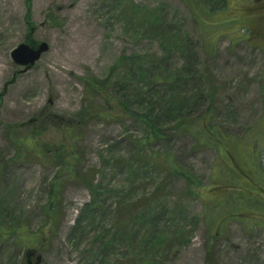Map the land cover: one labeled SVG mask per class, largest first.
<instances>
[{"label": "rangeland", "instance_id": "obj_1", "mask_svg": "<svg viewBox=\"0 0 264 264\" xmlns=\"http://www.w3.org/2000/svg\"><path fill=\"white\" fill-rule=\"evenodd\" d=\"M29 1L0 0V224H27L41 241L27 255L0 238V264H264V224H252L251 213H264V41L240 30L253 26L248 17L263 1H239L228 12L239 22L208 33L211 43L220 33L214 45L186 0ZM29 41L50 49L23 71L11 53ZM152 52L168 62L161 70L172 80L183 75L179 88L144 89L137 58ZM134 58L132 74L126 62ZM88 78L109 79L122 101L138 94L131 112L94 115L107 104L91 94ZM146 100L163 125L171 102L182 110L155 139L135 113ZM207 110L226 134L252 139L258 163L248 154L252 144L236 141L221 152L176 128L183 112L196 118ZM33 130L59 145L63 158L37 157L31 148L22 154L17 142ZM67 151L77 158L73 175ZM169 161L208 188L188 195ZM53 184L55 220L45 212Z\"/></svg>", "mask_w": 264, "mask_h": 264}, {"label": "trees", "instance_id": "obj_2", "mask_svg": "<svg viewBox=\"0 0 264 264\" xmlns=\"http://www.w3.org/2000/svg\"><path fill=\"white\" fill-rule=\"evenodd\" d=\"M30 1L28 2V5ZM186 1L191 5L194 15L197 17V20L200 21L201 26H203L202 33L206 44L211 43L208 37V33L210 31L218 30L220 33H227V31H222V29L225 27L231 28L232 26H234L233 24L239 22V20H237L235 16H229L228 12L232 9H235L236 5L241 0H208L205 3H203V1L201 0ZM199 6H201L203 10H199ZM198 12H201V15H203L205 23L201 21L199 15L197 14ZM243 29L246 30L243 36L248 37V34L250 32V26L243 25L242 27H240V30ZM220 33L218 35H220ZM217 38H215L210 45H214ZM125 58L126 61L129 60L128 57H123V59H119L118 64H122ZM135 60L136 58H134V60L130 59V61L126 63L131 66V71L133 74V64L138 65L136 61L139 60L137 62L141 63L142 66H138V68L141 70L140 73L142 74L144 83L146 82V85L144 84V89L147 87L149 90H152L155 87V83L156 85H158L159 83L160 85H162L163 88L166 87L165 89L167 90L170 89V87L174 88L176 84L178 88L179 85H181L183 75H181L180 78L176 77L175 80H172L170 75L166 73V70H161V68H164L168 62H165V59H158V56L155 52L142 54L137 58L136 61ZM118 66L119 65H117L116 68H118ZM187 70L190 71V68L188 67ZM162 71H164L165 73H162ZM124 75L126 78L129 77L128 73L124 72ZM134 77H137V74H134ZM121 78L122 77H120L119 79ZM85 80L87 81L86 85L90 88L91 94L102 95L103 98H105L106 100V107L101 109H94V115L107 119H115L126 115V110H128L127 113L131 112V109L128 108L130 106V101L134 98L135 95L138 94L134 95L132 92L124 93L123 98L125 99V101H122L117 97V95H114L109 92V86H113L109 83V79L100 80L98 78H88ZM121 88H123V90H128L129 92V88L125 84L121 85ZM173 91H176V88ZM144 94L147 93L145 92ZM177 105L178 102H171L169 107L166 106L164 108V110H166V112H164V115L168 117V119L165 120L164 125L162 123V118L160 117V115H162V112H157V109L153 107L152 101L150 100L145 101L146 109L144 110V112L135 111V113H137V115L139 116L140 120L145 123V125H147L149 128L150 132L148 138L155 139L156 137L162 136V134L164 133L163 127L165 126V124H167V122H169V118H173L175 115L178 114L179 111L180 113L182 111L179 107H177ZM47 118L50 119L49 116ZM212 119L213 117L211 110H207L206 112L201 113V115L196 118H194L193 116L191 117V115L187 112H183V115L179 116L178 119H175V121L177 122L176 128L182 131L187 130L191 132L199 144L207 145L212 148L215 147L218 150H221V152L222 148H225L227 144L236 143V141L243 143L246 149H248L247 147L249 146V144H252L253 147L250 148V150L248 149V154L252 158L253 162L255 160V163H258V151L255 148L254 143H252V139L243 138L238 140L237 138H234V136L226 134L220 127H217L216 124L212 122ZM72 141L74 142V139ZM17 143L19 148H21L20 152L22 151V154L29 152L27 151V148H31V150L35 152L37 157L47 156L49 158L58 159L63 158V155L65 154V151L61 149L59 145H56L55 142L53 144V142H51L50 140L42 139L40 131L38 132L36 130H33L31 134L25 135L24 137L20 138ZM60 143V145H64L65 141H60ZM52 144L56 147L52 153H49L51 151L49 147L50 145L51 147H53ZM66 158V173L69 175H73L74 173H76V168L74 166L76 165L77 158L74 157L71 152L68 151L66 153ZM169 164L172 165V173H174L175 175L183 176L186 179L188 186V195L192 197L201 196L203 190H206L208 188H205V185H203V180L200 177L196 176L195 174H191L182 166L179 167L176 164H173L172 161H169ZM50 192L51 197L48 201L45 212L50 218L55 220L58 211V203L56 201V194L59 192L58 184H53ZM227 196L229 195L227 194ZM207 204L208 202H205V207L207 208V210H209ZM251 213L254 217L255 222L252 224H264V213H262L261 215L257 214L256 212ZM5 224L6 223L3 222L0 224V238L14 239L18 245L23 246L27 250V255L31 254L32 251L30 249L35 247L36 242L41 241V239L36 233L33 234L31 232L29 227H27V224L22 225L21 223H15L13 221L10 225ZM30 234L33 236H31Z\"/></svg>", "mask_w": 264, "mask_h": 264}, {"label": "water", "instance_id": "obj_3", "mask_svg": "<svg viewBox=\"0 0 264 264\" xmlns=\"http://www.w3.org/2000/svg\"><path fill=\"white\" fill-rule=\"evenodd\" d=\"M50 49V45L45 41L38 43H20L13 49L11 56L16 64L23 66V71H28L39 59L42 54Z\"/></svg>", "mask_w": 264, "mask_h": 264}, {"label": "flooded vegetation", "instance_id": "obj_4", "mask_svg": "<svg viewBox=\"0 0 264 264\" xmlns=\"http://www.w3.org/2000/svg\"><path fill=\"white\" fill-rule=\"evenodd\" d=\"M262 5H259L252 14L249 15V21L253 26H250L249 37L251 40L264 41V0Z\"/></svg>", "mask_w": 264, "mask_h": 264}]
</instances>
